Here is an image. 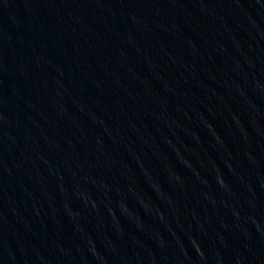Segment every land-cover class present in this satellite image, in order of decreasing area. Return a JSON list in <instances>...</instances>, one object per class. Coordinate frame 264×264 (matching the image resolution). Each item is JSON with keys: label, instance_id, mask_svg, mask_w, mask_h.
Masks as SVG:
<instances>
[{"label": "water", "instance_id": "95a60500", "mask_svg": "<svg viewBox=\"0 0 264 264\" xmlns=\"http://www.w3.org/2000/svg\"><path fill=\"white\" fill-rule=\"evenodd\" d=\"M0 264H264V0H0Z\"/></svg>", "mask_w": 264, "mask_h": 264}]
</instances>
